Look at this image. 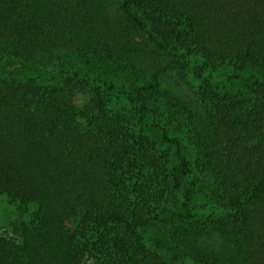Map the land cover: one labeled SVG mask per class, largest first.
Instances as JSON below:
<instances>
[{"label":"trees","instance_id":"obj_1","mask_svg":"<svg viewBox=\"0 0 264 264\" xmlns=\"http://www.w3.org/2000/svg\"><path fill=\"white\" fill-rule=\"evenodd\" d=\"M107 1L0 0L1 64L71 49L122 66L136 37L164 57L128 112L76 68L0 73V194L33 207L0 233V264H264V75L243 74L264 73V0H112L113 19ZM169 68L201 113L145 103ZM158 224L170 231L148 238Z\"/></svg>","mask_w":264,"mask_h":264},{"label":"rangeland","instance_id":"obj_2","mask_svg":"<svg viewBox=\"0 0 264 264\" xmlns=\"http://www.w3.org/2000/svg\"><path fill=\"white\" fill-rule=\"evenodd\" d=\"M115 7L112 0H108L104 6L103 14L108 19L117 17L114 11ZM138 50L132 56L129 64L116 65L103 59H96L91 56L78 55L71 49H61L53 54L47 67L42 68H25L17 67L8 64L0 63V73L15 78H22L25 76H36L39 80L49 81L51 78L59 76L60 72H67L76 68L80 74H87L92 78H102L106 85L112 87L120 94V100L117 101L119 106H122L128 112L133 97V90L136 85L149 80L151 74L161 66L164 57L157 52L150 44L145 42L142 38H135ZM41 70V71H39ZM248 73L243 74L248 77L249 74L264 75L263 71L257 68H247ZM39 71V72H38ZM144 101L147 105L153 107H168L177 108L178 110L186 108L188 111L199 114L202 111L201 105L196 95L195 82L188 75L187 72L178 70L176 68H169L160 73V84L155 93L146 94ZM126 104V105H125ZM184 138V136H183ZM186 152L193 163L196 159V150L190 146ZM202 199L194 200L193 211L196 214L199 211ZM33 207H21L16 202H10L4 195L0 194V233H6L12 236V227L14 224L27 221ZM166 224H158L150 227L146 233L148 238H156L161 233H166ZM179 227H185L180 226ZM209 233L203 240L213 246L219 243V237L213 230L205 227ZM204 234V235H205ZM167 245L166 243L164 244ZM84 264H93V260L85 257Z\"/></svg>","mask_w":264,"mask_h":264}]
</instances>
